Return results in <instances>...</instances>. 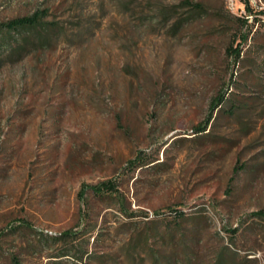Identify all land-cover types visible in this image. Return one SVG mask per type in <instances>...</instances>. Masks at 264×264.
<instances>
[{"label":"rangeland","instance_id":"374dc122","mask_svg":"<svg viewBox=\"0 0 264 264\" xmlns=\"http://www.w3.org/2000/svg\"><path fill=\"white\" fill-rule=\"evenodd\" d=\"M248 1L0 0V21L45 8L64 26L0 67V264H264V0ZM141 153L159 160L134 170Z\"/></svg>","mask_w":264,"mask_h":264},{"label":"trees","instance_id":"16d2710c","mask_svg":"<svg viewBox=\"0 0 264 264\" xmlns=\"http://www.w3.org/2000/svg\"><path fill=\"white\" fill-rule=\"evenodd\" d=\"M246 8L249 10L252 16L253 10L248 0L244 2ZM199 6V5H197ZM201 8V6H199ZM264 14V11H262ZM49 10L45 8H39L30 15L16 17L7 21H0V67L11 59H21L24 55L40 49H46L50 43L54 41L60 30L64 28L59 22L55 20H48ZM250 18L245 19L248 22ZM182 18H180L175 24L176 27L182 25ZM233 55L240 57L239 49H233ZM227 99L224 95L215 98L211 114L206 122L199 124L195 127V133H204L208 131L214 119V113L216 110L223 108ZM144 154L130 162L132 168L136 170L139 167L146 166L155 163L159 159H148ZM93 192L96 195H112L115 193V185L110 182H103L95 187H92ZM87 189H83L82 196L85 197ZM63 237L72 236L71 233H65ZM71 255L70 251H65L58 257L62 258ZM89 257V252H83L80 256H76L79 259L80 264H89L84 262L85 257Z\"/></svg>","mask_w":264,"mask_h":264}]
</instances>
